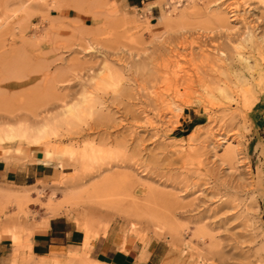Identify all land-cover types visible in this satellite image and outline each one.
Wrapping results in <instances>:
<instances>
[{
	"label": "rangeland",
	"instance_id": "rangeland-1",
	"mask_svg": "<svg viewBox=\"0 0 264 264\" xmlns=\"http://www.w3.org/2000/svg\"><path fill=\"white\" fill-rule=\"evenodd\" d=\"M177 1L44 0L23 8V0H0V110L52 109L65 99L82 112L79 123L38 136L39 147L0 144V160L30 158L68 173L59 183L25 187L31 212L20 222L42 224L57 215L71 220L85 240L61 261L85 252L99 262L91 245L106 235L120 243L118 223L130 231V246H149L150 264H264V0ZM172 8L182 16L173 20ZM65 64L74 72L60 78L56 68ZM116 71L119 84L93 89ZM98 98L110 116L105 121L90 115ZM32 149L39 156L25 153ZM82 185L96 192L69 201ZM48 199L63 205L49 206ZM120 200L145 218L153 215L155 224L123 218L108 231H87L81 203L129 210ZM5 220L0 228L11 238L29 241V230L11 232ZM174 228L179 235L172 237ZM33 256L12 261L11 255L5 264L47 259Z\"/></svg>",
	"mask_w": 264,
	"mask_h": 264
},
{
	"label": "bare ground",
	"instance_id": "bare-ground-1",
	"mask_svg": "<svg viewBox=\"0 0 264 264\" xmlns=\"http://www.w3.org/2000/svg\"><path fill=\"white\" fill-rule=\"evenodd\" d=\"M38 1H44V0H23L22 7L23 8L24 7H31L33 4L37 3ZM181 1L182 0H178L176 5L181 4ZM169 4H171V5L174 6L175 5L174 0H170ZM26 9H23L22 11L23 12L24 11L27 12ZM14 10H13V13H14ZM172 10L173 11H170L167 14H169L173 18V20H176L177 18H179L183 14L182 10H177V8H172ZM22 11H19L18 10L19 13H21ZM15 13H16V10H15ZM15 13H14V15H16ZM171 21L172 20H169L168 22H171ZM214 21H215L214 24L218 27V25L221 22V16H219ZM248 31H250V30H248ZM262 31H264V30H262ZM249 33H251V31ZM254 33H255V31H254ZM262 33L264 34V32H262ZM251 37H252L251 38V40H252L256 36L253 34ZM263 38H264V35H263ZM257 42H258L257 45L259 46L260 43H259V41H257ZM20 61H23L22 58L20 59ZM7 65H9V64H7ZM8 67H10V66H8ZM246 67L249 68V69H253V67H251V64L248 61V59L246 60ZM72 68H74V67H72V65H70V64L69 65L68 64L67 65L66 64L65 65H62V66L56 68L55 74H58L60 76V78L63 77V76H65V75L66 76H68L69 74L71 75ZM235 71H237V70H235ZM10 72H9L8 75L12 74V72L11 73ZM72 72H74V71H72ZM225 73L227 74V71ZM16 74H17V72H16ZM121 74L122 73H120L119 71H116L115 73L113 72V74L111 75V77H109L108 79H100V80L98 79V81L95 83V85H94L95 87L93 89L96 88V91H97V89H100L99 91L101 92L102 91L101 89L102 88L103 89L104 88L107 89V87H109L110 83H112V85L119 84L120 81L122 80ZM4 75H6V74L4 73ZM13 75H10V76L13 77ZM18 75H19V73H18ZM22 75L23 74H21V76H18V77H20V79H21L23 77ZM25 75H24V77H25ZM227 75H229V74H227ZM227 77H230V76H227ZM54 78H55V76H52L51 77V80L54 79ZM75 78H78V79L82 80V77L80 75H77ZM75 78L73 80L70 78L69 80L74 81ZM6 79H8V78H6ZM11 79L14 80L13 78H11ZM94 79L95 78H93L92 81ZM204 79H207V78H204ZM211 80H213V78H211ZM219 80H216V81H219ZM203 81L204 80H201V82H203ZM216 81H214V82H216ZM214 82L212 81V83H214ZM23 84L21 83V85H23ZM59 84H62V83L60 82ZM220 84L221 83L219 82L218 85L220 86ZM67 85H68V83H67ZM179 86L180 85H178V87ZM215 90H218V91H221L222 93H224V88H222V87H218V89H215ZM225 93H226V96L225 97L226 98H229V96H230L229 93L228 92H225ZM227 94H228V96H227ZM97 101H98V103L96 105H93V108L91 109L90 115L91 116H94V117L97 116L99 119H102V120L108 119V117H110V116H108V115L105 116L104 115V108H105L104 102H102L100 100V98H98ZM61 103L62 104H60V105L57 104L56 108L54 106V108H52V109L48 108L47 106H43V107L37 108V109H35L33 111H28V110L25 109V106H20L19 111H15V110H0V127H1L0 128V144L6 145V144L17 143L19 141H24L27 145H30L32 147H39V146H37L38 145V142H39V137L38 136H40V135H46V134H49V135L58 134L59 129H61L63 127H66V126L75 125V124L79 123L82 120V119H80V116H81L82 112L81 113H78V109L80 107V104L79 103H76V102H73L72 101V103L69 105L68 103H66V100L65 99L62 100ZM12 122L14 123V125L8 126L9 123H12ZM2 126H5V127H2ZM15 151L18 154L21 153L20 149H17ZM51 157L52 156L49 154L47 158H50L51 159ZM84 166H86V165L83 164V167ZM77 173H78V171H76V174ZM76 174H75V176H76ZM65 177H68V176H64L63 178H65ZM79 177H78V180H79ZM80 181H82V180L80 179ZM76 184H78V183H76ZM63 185H64V183H63ZM73 190H71L72 192H70V194L68 195L69 196V201L70 200H74L76 198H79V199L80 198H84L86 196L90 198L91 195L94 192H96V189L89 188V187H84V185H82L77 191L76 190L73 191ZM97 190H99V189H97ZM37 196L39 198H41V199H44L45 198L43 191L38 192L37 193ZM65 196H64V198H66ZM66 199H64V200H66ZM47 201L49 202L48 203L49 206L60 207V206L63 205L62 203L61 204L60 203H55L51 199H48ZM79 201H81V200H79ZM31 202H32V193H30L29 191L25 190V187H24V190L17 191V190H13V189H9V188L0 186V220L2 219V217H6V220H5L6 221V224H4L5 227H6V229H9L11 232H12V230L15 232L18 229H20V231L22 229V232H24L25 229H26L27 231H25V232H28V230H29L31 233H33L34 231H37V230H39V229L44 228L45 226H47V222L48 221H44V223H42V224H36L35 223V224L30 225V226H25V225H22V223H20L23 220H28L29 219L28 213L31 212V211H29L30 209L27 211V209L25 207V203H31ZM58 202H61V200L58 201ZM120 204L122 206L124 205V207H125L126 204L127 205L129 204L128 205V206H130L129 210L121 209L120 207L119 208L118 207H115V206H113V203L110 204V203H107V202H105V203L97 202V203H93V205H91V204L82 205V203H81L79 206L83 207V211L85 212V213L83 212L84 213V216H83L84 219L83 220H84L85 228L87 229V231L96 232V233H98L101 229H106V231H108L107 229H109L112 224H114L116 221H118L120 219H123V218L126 219L128 222H134V221L135 222H138L140 225H146V224L147 225H150L151 223H152V225L155 224V221H154L155 220V217L153 215L150 214L147 218H145V216L143 217V216L139 215L140 214L139 208L136 207V205L133 204L132 202L131 203H128L125 200H120ZM11 206L14 208V212L13 213H10V210H9V207H11ZM70 207H72V206H70ZM48 209L51 210V211L54 210L55 212L58 211V210L56 211L55 209H50V208H48ZM62 210H64V209L62 208ZM130 227L132 228V226H130ZM23 229H24V231H23ZM142 231H144V230H142ZM176 231L177 230H175V228H174V230H173L174 233L172 234V237L179 235V232H176ZM129 233H130V231L123 230L121 228V226L117 223V228L114 231V236L120 238V243H119L120 249L123 250V251H125V253L128 252V249L126 247L129 244V239H128ZM29 241H30V238H29ZM148 248H149V246H142L141 247V250H137V251L140 252V254H139L140 255L139 262L140 263H143L148 258ZM200 249H201V247L199 248V250ZM44 257H47V259L44 262H42V263L40 262V264H75V260H77V258H78V261L81 264H108V263H106L104 261H101V260H100L101 262L100 261L99 262L98 261L95 262L90 257L89 253L87 254L85 252H82V254H80V255L70 254V257L67 260H65V261L64 260L61 261V259H63V257H62L61 254H58V253H51L50 255L44 256ZM33 262H34V260L32 262H28V264L29 263H33ZM200 264H204V263L201 261Z\"/></svg>",
	"mask_w": 264,
	"mask_h": 264
},
{
	"label": "crops",
	"instance_id": "crops-1",
	"mask_svg": "<svg viewBox=\"0 0 264 264\" xmlns=\"http://www.w3.org/2000/svg\"><path fill=\"white\" fill-rule=\"evenodd\" d=\"M264 106V96L262 98ZM264 110V107L260 108ZM33 151L34 155L39 156L38 150ZM36 158V157H35ZM33 158V159H35ZM68 173L53 164H44L34 160L16 158L10 162L0 160V183L13 184L16 187L30 188L35 185L54 182L59 183ZM85 240V234L77 229L71 220L64 216H52L48 219L47 226L34 231L30 241L11 238L8 233L0 228V264H5L6 259L12 255L14 259L26 257L48 256L51 253L64 254L69 249L74 248ZM14 245L12 244V242ZM128 252L120 249V245L109 237L97 238L91 245V253L98 260L108 264H150L151 255L143 263L139 262L140 253L138 249L129 244L126 247ZM19 251H24L21 256H17ZM139 255V257H137Z\"/></svg>",
	"mask_w": 264,
	"mask_h": 264
}]
</instances>
